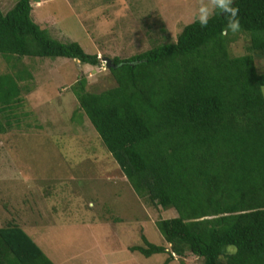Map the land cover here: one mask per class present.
I'll return each instance as SVG.
<instances>
[{
  "label": "trees",
  "instance_id": "16d2710c",
  "mask_svg": "<svg viewBox=\"0 0 264 264\" xmlns=\"http://www.w3.org/2000/svg\"><path fill=\"white\" fill-rule=\"evenodd\" d=\"M248 52L233 55L236 34L221 36L219 12L202 28L186 24L175 41L127 58L112 57L115 85L71 86L78 107L117 162L133 191L177 215L156 222L164 241L141 234L131 245L149 257L192 254L202 264H264V0H234ZM30 0L0 9V134L19 119L14 109L33 79L23 57H64L96 66L97 54L76 41H60L32 18ZM106 66V65H105ZM23 83V84H22ZM233 246L235 251H231ZM0 264H55L12 221L0 226Z\"/></svg>",
  "mask_w": 264,
  "mask_h": 264
},
{
  "label": "rangeland",
  "instance_id": "374dc122",
  "mask_svg": "<svg viewBox=\"0 0 264 264\" xmlns=\"http://www.w3.org/2000/svg\"><path fill=\"white\" fill-rule=\"evenodd\" d=\"M30 1L41 28L57 40L78 42L97 54L100 65L23 57L33 79L14 109L19 122L0 134V226L8 221L24 226L55 264H165V253L146 257L128 247L142 245L144 234L168 249L156 222L176 211L133 191L80 111L71 86L80 75L93 92L114 86L101 58H127L175 41L194 20L199 0ZM15 2L0 0L1 11ZM249 41L248 33H236L229 52L247 53ZM254 56L263 71L264 56ZM7 70L0 56V72ZM167 264H202V259L188 253Z\"/></svg>",
  "mask_w": 264,
  "mask_h": 264
},
{
  "label": "clouds",
  "instance_id": "9594fccd",
  "mask_svg": "<svg viewBox=\"0 0 264 264\" xmlns=\"http://www.w3.org/2000/svg\"><path fill=\"white\" fill-rule=\"evenodd\" d=\"M217 12L223 15L226 20V26L221 30L222 37L229 33L235 35L241 31L239 8L234 5V0H199L194 21H198L202 28H206L209 20ZM229 248L234 253V247L229 246Z\"/></svg>",
  "mask_w": 264,
  "mask_h": 264
},
{
  "label": "water",
  "instance_id": "95a60500",
  "mask_svg": "<svg viewBox=\"0 0 264 264\" xmlns=\"http://www.w3.org/2000/svg\"><path fill=\"white\" fill-rule=\"evenodd\" d=\"M101 60L104 62V64L106 65V67H109L111 65V60L108 57H102ZM75 61L77 62V66L80 67L79 65V60L75 59ZM97 65H100V63H98Z\"/></svg>",
  "mask_w": 264,
  "mask_h": 264
},
{
  "label": "crops",
  "instance_id": "0c3cea01",
  "mask_svg": "<svg viewBox=\"0 0 264 264\" xmlns=\"http://www.w3.org/2000/svg\"><path fill=\"white\" fill-rule=\"evenodd\" d=\"M23 228H24V230H25V227L24 226H22ZM26 231V230H25ZM168 244V243H167ZM41 248V247H40ZM150 257V256H149ZM55 263V262H54Z\"/></svg>",
  "mask_w": 264,
  "mask_h": 264
}]
</instances>
